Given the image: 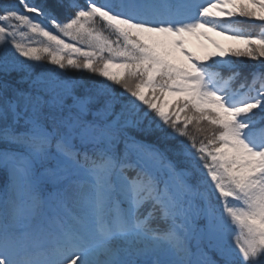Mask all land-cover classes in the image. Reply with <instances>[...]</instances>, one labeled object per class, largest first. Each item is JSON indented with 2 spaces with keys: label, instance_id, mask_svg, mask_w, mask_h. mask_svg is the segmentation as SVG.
Returning a JSON list of instances; mask_svg holds the SVG:
<instances>
[{
  "label": "snow or ice",
  "instance_id": "snow-or-ice-1",
  "mask_svg": "<svg viewBox=\"0 0 264 264\" xmlns=\"http://www.w3.org/2000/svg\"><path fill=\"white\" fill-rule=\"evenodd\" d=\"M0 264H264V0H0Z\"/></svg>",
  "mask_w": 264,
  "mask_h": 264
},
{
  "label": "rangeland",
  "instance_id": "rangeland-1",
  "mask_svg": "<svg viewBox=\"0 0 264 264\" xmlns=\"http://www.w3.org/2000/svg\"><path fill=\"white\" fill-rule=\"evenodd\" d=\"M212 35L226 47L237 45V42L228 39L226 36L216 35L215 33H212ZM203 45H207V49L203 47ZM189 47L198 54H203L206 50H211V45H208L207 41H202L195 38L190 40Z\"/></svg>",
  "mask_w": 264,
  "mask_h": 264
},
{
  "label": "trees",
  "instance_id": "trees-1",
  "mask_svg": "<svg viewBox=\"0 0 264 264\" xmlns=\"http://www.w3.org/2000/svg\"><path fill=\"white\" fill-rule=\"evenodd\" d=\"M234 27H237V28H242V29H252L254 31H258L259 30V25H252V24H249V23H245L244 21H240L238 22L237 24H233ZM250 63V62H249ZM86 78L88 79H97V77L95 76H88L87 74H85Z\"/></svg>",
  "mask_w": 264,
  "mask_h": 264
}]
</instances>
